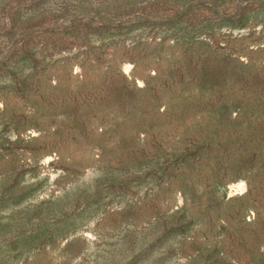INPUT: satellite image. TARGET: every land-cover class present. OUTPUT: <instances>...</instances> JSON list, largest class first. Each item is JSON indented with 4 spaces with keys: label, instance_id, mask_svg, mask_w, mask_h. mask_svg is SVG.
Segmentation results:
<instances>
[{
    "label": "rangeland",
    "instance_id": "374dc122",
    "mask_svg": "<svg viewBox=\"0 0 264 264\" xmlns=\"http://www.w3.org/2000/svg\"><path fill=\"white\" fill-rule=\"evenodd\" d=\"M0 264H264V0H0Z\"/></svg>",
    "mask_w": 264,
    "mask_h": 264
}]
</instances>
